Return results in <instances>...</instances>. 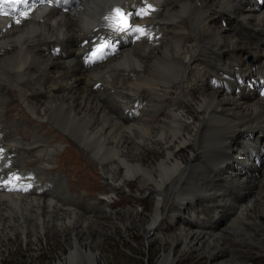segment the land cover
I'll use <instances>...</instances> for the list:
<instances>
[{
  "label": "bare ground",
  "instance_id": "1",
  "mask_svg": "<svg viewBox=\"0 0 264 264\" xmlns=\"http://www.w3.org/2000/svg\"><path fill=\"white\" fill-rule=\"evenodd\" d=\"M132 1L80 0L66 14L62 7L57 11L40 1L41 7L26 18L21 12L26 7L13 10L23 0H0V107L6 101L4 90L12 85L36 119L74 136L78 147L88 148L93 157L89 160L96 159L106 180L107 201L113 199L114 188L125 189L121 187L131 180L151 195L149 213H141L133 205L115 215V210L104 206L86 218L48 201L0 195V247L15 238L27 245L35 234L45 241L53 235L77 253V264H98V259L104 264L101 248L106 238L116 233V227L125 234V241L129 240L127 229L141 234L146 247L180 245L183 250L178 260L195 252L207 264H229L227 260L236 252L225 242L233 245L240 236L232 226L244 225L249 214L254 219L249 229L257 226L264 230V201H260L264 199V170L260 169L264 164L255 163L260 148L264 149V98L254 86L246 85L248 78L259 72L264 57V7L256 0H142L143 9L132 7L131 11H144L143 27L133 24L131 30H142L139 37L146 43L113 39L111 45L117 50L108 48L107 52H114V57L84 70L82 56L92 54L101 40H111V33L121 28L109 24L108 31L94 43L81 42L99 27V19L109 10L121 12L130 24L126 10ZM34 41H42L43 46ZM122 66L133 74L132 79L120 86L118 80L98 83L99 71ZM27 75L39 82L38 90L30 96H26L28 83L23 81ZM99 85L123 102L105 106L96 95ZM139 91H148L149 98L140 115L132 116L134 107L128 106ZM163 103L166 108L161 107ZM121 110H127L124 128L111 116ZM159 111L162 114L156 118ZM140 120L144 124H137ZM59 148L45 143L36 146L39 169L53 163ZM205 157L215 163L213 170ZM190 180L198 186L191 188ZM173 184L181 188L178 195L169 191ZM221 191L224 196H233L239 210L228 227L203 234L191 230L188 220V226L178 227L175 237L164 236L165 217L172 223L178 220L177 215L184 217L180 209L167 210L170 202H178L180 208L186 202L190 218L196 221L197 214L191 209L193 197L207 194L218 198ZM94 235H99V240L95 241ZM244 246L242 254L249 261L264 259L262 246L260 252L254 242ZM162 256L158 264L175 261L170 253Z\"/></svg>",
  "mask_w": 264,
  "mask_h": 264
},
{
  "label": "rangeland",
  "instance_id": "2",
  "mask_svg": "<svg viewBox=\"0 0 264 264\" xmlns=\"http://www.w3.org/2000/svg\"><path fill=\"white\" fill-rule=\"evenodd\" d=\"M251 1H252V3L255 2V0H251ZM132 3L136 6H140L139 0H133ZM139 19H141V18L135 17V20H139ZM106 21H108V22L116 21L115 16L113 14L107 15ZM139 26L143 27L142 25H139ZM99 29L102 31V32L100 30L98 31L97 35H99V36H101L100 34L107 31L106 29H104V28L102 29L101 27ZM89 39L91 40L92 37H90ZM40 42L41 41H39V42L35 41L36 44L42 46L43 43L42 42L40 43ZM189 42H190V40L188 41V43ZM102 60H103V58L97 59L94 62H97V61L100 62ZM97 65L101 66L99 63H96L90 69L94 68ZM35 67L40 69L41 65L36 64ZM124 70H126V71H124ZM103 71H99L96 75V77L99 81L98 83H101V81H106V82L112 81V83H115L118 80L117 86H120V85H123L126 80L132 78L131 73H129L128 70L123 66L118 67V68L117 67H109V68L106 67ZM23 80L28 83L26 86L29 87L30 89H37L38 88L39 82L32 75H27L26 77L23 78ZM13 89H14V91L10 92L12 95V98L10 100L11 102L8 103L9 105L7 108V115H9V116H7L8 119H13V120L6 121V128L3 132L4 139H6V138L8 139L10 137H20V135L14 133V129L16 126L19 129H21L20 130L21 133L23 132L26 134H30L32 128L36 129V130L41 129L42 131H45V129H43V128L36 127L35 124H38L37 120H35V117L31 114L30 110L25 107L24 104H19L18 100L20 98H23V97L19 94L18 90H16V88L14 86H13ZM147 92L148 91H142V92L139 91L138 94H136V96L132 99L131 104L134 105V109L136 111L141 110L146 105V101L149 98ZM96 95L99 96L98 97L99 101L103 102L104 105L107 107H111L112 105H117V104L120 105L123 102V100L120 97L113 94L112 91H109V93H108V92H105L104 90L100 89V85L96 91ZM146 95H147V97H146ZM167 98L168 97H166V99ZM130 106H128V107H130ZM161 107L166 108V105H164V103H163V106H161ZM159 108H160V106H159ZM163 110H165V109H161V111H163ZM161 111L156 113V115H155L156 118L161 116L160 115V114H162ZM126 114H127V110H121L119 112L114 111V114H112L111 116L114 118V122L117 125L119 124L118 122H120V124L118 126H120L121 128H124L123 119L126 116ZM147 114L150 115L151 113L147 112L146 115ZM30 117H32V118H30ZM26 121L31 122V126L28 125ZM130 123H133V122H127L126 124H130ZM142 123L143 122H138L137 124H142ZM47 127H50V126L47 125ZM53 128L55 130H53L52 128L50 130L55 132L57 135H61V136H58L59 139L61 141L64 140V142L69 144L67 146V148H69V147L72 148L69 151V153L67 154L66 158L69 159L70 157H74L75 154L73 153V151H75L77 157H79L82 160V165L80 166L82 168V176H86V177H84L85 180L83 181V183H82L83 185H81V186H85V187H87L93 191L99 192V193L105 190V193H106L107 192L106 180L102 178V174L100 173V170H99L100 166L98 164H96V159H94V161L89 160V157H92V152L89 151V149L86 147H84V149L82 147H78L75 143L74 136L64 133L58 127H53ZM5 134H6V136H5ZM51 137H52V135H51ZM252 142H255V138H253ZM259 145L260 144H258V146ZM61 148L62 147H60L59 149H61ZM85 149H87V150H85ZM262 149L263 148L261 147L260 150H262ZM59 152L60 151H58V153ZM256 154H258V153H256ZM53 163H54V161H53ZM34 164L35 163H32L31 165L28 166V168L33 169V167L35 166ZM66 175L69 177V179L71 181H76L78 178V176H76L74 174H66ZM190 183H192V184H190ZM176 185H178V184H173L169 191L175 190V192H177L176 194L178 195L181 192V188L179 187L180 189L179 188L176 189L175 188ZM189 186L191 188H195L198 185L194 184V182L190 180ZM121 188H125V189H120V190L117 189L113 203L109 205V208L116 211L115 215H117V212L123 211L124 208H126L128 206H133V205H134V208L135 209L138 208L141 213H149L151 195L149 194L150 195V197H149L147 194H144V192L140 190L139 185H138L136 180L126 181L125 184ZM218 188H222V187L219 186ZM220 193H224V192L221 191ZM262 195H263V193H261V197H262ZM242 196L244 197L245 194L243 193ZM248 198H249V196L245 197L243 202H246L248 200ZM254 201L257 202L256 200H254ZM260 201H264V199H260ZM176 204H177V202H170L167 206V210L172 211L173 208H177L178 206ZM198 207L200 208L201 215L203 217H205V220L203 222L202 228H200L197 232H200L203 234H214V233L218 232L220 229L214 231L213 228L209 224L213 219V213L215 212V210L212 209V207L209 205V203H206V205L198 204ZM141 208H143V210H145V212L142 211ZM106 213H108V212H106ZM184 213L186 214V211H184ZM226 213L228 216L236 215L230 209V206L226 208ZM171 214H172V212H171ZM168 215H169V213H168ZM183 218H184V220L186 219L185 215ZM245 218H248V219L244 222V225L235 226V227L232 226L233 229L231 228L232 231L237 229V232H240V236L236 239L235 243H233V245H232L230 242H225L227 244V246H231V248L234 249V252H236V253H234V257H232L233 255L230 257L231 261L227 260V262L229 264H244V262L246 261L245 264H264V259H262V258H257L255 260L249 261V259L247 258L248 256L245 253H243L244 255L242 254V252L245 251V249H246V248H244L245 247L244 245L246 243H248V244L251 242L256 243V248L258 249L257 252L261 251V249H260L261 246L264 248V233H262L264 230L258 229L257 226H254V230H250L249 227L252 225V222L254 221L253 216H250L248 214L247 217H245ZM101 220L106 221V218H102ZM188 220L189 219L186 220V226H188V223H187ZM196 222H197V224H199V217L197 215H196ZM245 223H247L248 225ZM164 224H165V230L163 233V234H165L164 236L170 235V237H171L172 235H174V237H175L177 235L176 233H178L177 232L178 228L175 227V223H172L171 220L169 219V217H165L164 218ZM180 224L183 225V222H181ZM225 227H228V226L226 225ZM225 227H222V228H225ZM114 230L116 233H114L111 237H107V238L103 237V239L106 238V240H105V244L102 245L100 257H101V260L104 262V264H158L160 262L161 258L163 257L162 255L163 254L167 255L168 253H170L173 256V259L175 260L173 262V264H207L205 259H201L202 260L201 261L196 256L195 252L188 253L185 258L178 260L177 256L183 250L180 245H176L175 247L172 246L170 248H168L167 246L146 247L141 242L142 235L141 234L138 235V233L136 231L131 230V229H127L126 230L127 231L126 236L129 238V240L125 241V234L123 236V234L116 227L114 228ZM149 236H150V234H149ZM33 238H34V240H32L27 245H23L19 238H15L14 240L12 239L6 244H1V247H0V264H58L59 262L62 264H77L78 263V257L76 256L77 253H75L73 250L70 251L69 249L64 247V245L59 240L54 239L53 235H51L50 239H48L46 241L43 239H40L38 237V235H36V234H35V237H33ZM93 239L95 241L99 240V235H94ZM240 239H246V240H244V242L242 243V242H239ZM97 248L99 249V245L97 246ZM72 251L75 254H73L72 261H69L68 256L70 255V253ZM236 254H239V255L237 256ZM245 257L247 259H245ZM98 264H102L101 261H99V259H98Z\"/></svg>",
  "mask_w": 264,
  "mask_h": 264
},
{
  "label": "snow or ice",
  "instance_id": "3",
  "mask_svg": "<svg viewBox=\"0 0 264 264\" xmlns=\"http://www.w3.org/2000/svg\"><path fill=\"white\" fill-rule=\"evenodd\" d=\"M23 2L24 3H27V0H23ZM14 10V9H13ZM5 14H8V13H5ZM121 16H122V14H120ZM17 22H19V21H17ZM120 30H123V26H121V29ZM134 31H142V30H140V29H133ZM107 45H106V43L105 44H102V45H100L98 48H97V50H96V52L97 53H100L101 51H102V49L104 48V47H106ZM94 55H95V53H94Z\"/></svg>",
  "mask_w": 264,
  "mask_h": 264
}]
</instances>
